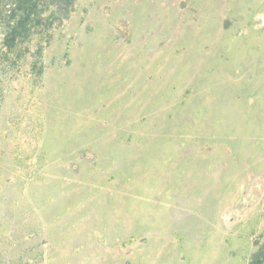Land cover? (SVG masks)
I'll list each match as a JSON object with an SVG mask.
<instances>
[{
	"label": "rangeland",
	"instance_id": "374dc122",
	"mask_svg": "<svg viewBox=\"0 0 264 264\" xmlns=\"http://www.w3.org/2000/svg\"><path fill=\"white\" fill-rule=\"evenodd\" d=\"M0 0V264H250L264 246V0Z\"/></svg>",
	"mask_w": 264,
	"mask_h": 264
},
{
	"label": "trees",
	"instance_id": "16d2710c",
	"mask_svg": "<svg viewBox=\"0 0 264 264\" xmlns=\"http://www.w3.org/2000/svg\"><path fill=\"white\" fill-rule=\"evenodd\" d=\"M74 0H12L8 11V22L6 25L9 38L12 39L8 42L12 45L13 41L23 35L28 27V24L33 23L34 17L38 22L41 20L43 14V5H48L53 9V14L60 17L63 13L67 17L69 7L73 6ZM250 264H264V246L256 251Z\"/></svg>",
	"mask_w": 264,
	"mask_h": 264
}]
</instances>
